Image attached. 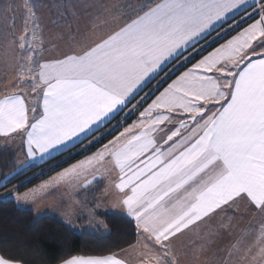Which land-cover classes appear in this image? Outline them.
<instances>
[{
  "label": "snow or ice",
  "instance_id": "6c2138e0",
  "mask_svg": "<svg viewBox=\"0 0 264 264\" xmlns=\"http://www.w3.org/2000/svg\"><path fill=\"white\" fill-rule=\"evenodd\" d=\"M124 7L126 19L98 12L89 30L95 35L101 22L110 30L83 45L73 38L77 47L58 56L44 55L34 0H25L19 27L11 5L3 17L11 23L0 32V137L5 145L20 137L16 150L23 157L0 180V198L35 205L62 185L79 194L108 179L102 199L115 196L113 207L135 230V243L125 248L70 255L59 264H184L182 238L232 205L245 201L253 215L264 216V0H157ZM246 18L252 23L180 72L206 51L213 32L219 39ZM125 109L139 116L127 127L124 118L117 121L107 134L123 131L92 155L39 186L20 191L21 181L7 187L9 177L23 175L37 157L89 136L90 144L99 142L105 133H95ZM103 206L98 202L96 209ZM94 212L89 223L99 227L103 222ZM230 228L208 230L200 254ZM259 231L264 238V221ZM242 241L237 237L222 250L220 264H233ZM257 256L264 264V246L252 260ZM0 264L22 262L0 255Z\"/></svg>",
  "mask_w": 264,
  "mask_h": 264
},
{
  "label": "trees",
  "instance_id": "16d2710c",
  "mask_svg": "<svg viewBox=\"0 0 264 264\" xmlns=\"http://www.w3.org/2000/svg\"><path fill=\"white\" fill-rule=\"evenodd\" d=\"M239 18V16L236 17L237 20ZM250 21L252 20L250 19L241 24L222 38L212 41V37L216 34L213 32L212 36L208 38L206 51L194 55L191 63L181 67L180 71L197 61L201 55H205L208 51L212 50ZM228 23L231 24L232 20L228 21ZM226 27L227 25H225V28ZM217 31H219V29ZM200 45L204 46L205 41L201 40ZM171 67L172 64H169L164 71L167 72ZM178 73L179 72H177L176 75ZM1 74L2 70L0 69V76ZM163 74L164 73H161V76H163ZM174 77L175 76H172L171 78L173 79ZM158 78L160 77L152 80L151 84L136 97V100H138ZM169 81L171 80H168V82ZM165 85L166 84H164V86ZM134 102L135 100L132 101V103ZM141 109L142 107L140 110ZM137 113L138 112L132 113L126 117L124 124L129 123ZM121 114H119L116 119L119 120ZM112 124L111 122V124L101 128L100 132H97L98 134L105 133L104 138L99 142L90 144L89 141L92 138L91 136L82 144L78 143L74 147L57 154L51 159L30 167L29 170L25 171L23 175L18 176L16 179L9 177L11 183H9L7 187L11 188L14 184L25 181L24 187L20 188V191H23L42 182L53 173L91 153L107 142L116 133V131H111V134H107ZM19 154L20 151H17L16 148L0 145V180H3L5 173L11 171L14 161ZM93 188L95 190L83 192L87 196L86 202H88L89 198L92 200L89 203L91 207L96 205V198L101 191L102 183L99 182L94 184ZM3 190L4 189H0V192ZM81 195L80 199L82 200ZM95 215L99 221L103 222L99 227L88 226L87 224L84 226V220H80L78 221V223H81L80 230L74 231L56 215H37L31 208L18 206L10 197L0 198V255L14 258L21 261L22 264H59L61 258L70 255L101 254L108 251H117L118 248H125L128 244L135 243V230L133 224L130 222V218L126 215L102 210H96Z\"/></svg>",
  "mask_w": 264,
  "mask_h": 264
},
{
  "label": "rangeland",
  "instance_id": "374dc122",
  "mask_svg": "<svg viewBox=\"0 0 264 264\" xmlns=\"http://www.w3.org/2000/svg\"><path fill=\"white\" fill-rule=\"evenodd\" d=\"M147 1L148 0H123L124 5L127 3H147ZM0 2L2 4L0 5V29H1L0 32L3 31V27L6 23H11V21H7L3 18L5 16V10L10 5L15 11V14H16L15 23L19 27L23 23V16H24L23 6L25 4V0H0ZM34 2L38 5L40 23L42 24V27L44 26L43 38L45 41V45H49L50 47L49 51L51 53L58 52V49H57L58 44L60 43L61 45L63 42H66L72 36L73 33L71 32L75 28V26L73 25V22L75 20H78V18H75L72 15V12H73L72 3H67V6L69 5V7H71L68 10H66L67 15L65 14V12L64 14L59 13V16H60L59 17L58 12H57V8H58L57 6H59V2L50 1L49 2L50 5L44 2L43 0L42 1L34 0ZM71 2H73V0H71ZM48 9H50L49 12H48ZM81 20H84V18H82ZM84 28H83V25L81 24V27H78L77 29L78 31L79 30L81 31ZM60 31L61 33L62 31H64L65 33L61 34L59 33ZM232 31L233 30H231L230 32ZM215 36L216 34L212 38L216 39ZM159 79L160 78H158L156 81H158ZM156 83L157 82H155L153 85H155ZM153 85L150 88H152ZM149 89L146 92H148ZM146 92H144V94ZM144 94L142 96H144ZM139 99L140 98H138V100ZM135 103L136 101L133 104ZM129 107H131V105ZM126 113H127V116H126ZM130 114L132 113H129L127 110V112L124 113V117H128ZM113 125L115 124H112V126ZM78 162L79 161H75L74 163L68 165L66 168H69L73 164H76ZM33 165H36V163H33ZM57 172L52 174V176H50L49 178H46L41 183H38L32 187L39 186L45 181L50 180L51 178L57 175ZM101 183H102V188L96 198V204L98 202H102L104 206L99 209H96V205H94V207L89 206V203L92 200L89 198L88 202H86L87 196L86 194L83 193L84 191H80L79 194H77L72 189L67 188L63 185L57 188L55 191H51L49 195L45 196L42 200L38 201L35 205H25V204H18V203L17 205L21 207L31 208L32 210H34V212L37 215H43V214L56 215L71 229H73L74 231H79L81 228V223H78V221L80 220H84V223H83L84 226L86 224L88 226H94L93 224L89 223L90 210L95 209V211L102 210V211H110V212L124 214L123 212H120L117 208L113 207L115 203V196H109L106 200L102 199V194L106 186L105 180H103ZM80 195H81L82 200L80 199ZM94 215H95V212H94ZM219 215L225 216L226 218V221H225L226 224L224 223L225 226H227L228 224L231 225L230 230L224 231V233L226 234L239 233L241 234V236H243V240H247V241H252V240L255 241L254 240L255 238L258 239L256 243L252 241L253 243L252 246H255V245L258 246V247H254L252 250H255V249L256 250L252 251L251 256L243 255L241 257V260L243 261V263L241 264H250L251 262H253L252 264H255V263L260 264V257L257 256V259L253 261L252 256H254L255 254L259 252V248L261 246H264V238H261L260 231H259L261 222L264 221V216H261L259 213H256L255 215H253V213L249 210L248 205H246L245 201H240L238 204L232 205V207L227 209L226 212H222L218 214V216ZM95 218H96V215H95ZM68 219H71L72 221L71 225L66 223V220ZM96 220L98 219L96 218ZM226 239H228V237ZM247 260H250V263H246Z\"/></svg>",
  "mask_w": 264,
  "mask_h": 264
},
{
  "label": "crops",
  "instance_id": "0c3cea01",
  "mask_svg": "<svg viewBox=\"0 0 264 264\" xmlns=\"http://www.w3.org/2000/svg\"><path fill=\"white\" fill-rule=\"evenodd\" d=\"M43 1L46 2L47 4H49L50 1L59 2V6H57L58 7L57 8L58 16H59V13H63L64 14V12H65V14H66V10H68L69 8H71V7H69V5L67 6V3H72V7H73L72 15L75 18H78V20H75L73 22V25L75 26V28L71 32V33H73L72 36L66 42H63L61 45H60V43L58 44V47H57L58 52L51 53L49 51V49H50L49 45H44V47H45L44 55L45 56H58L61 52H66V51H69L70 49L76 48L77 47V44H75V43L72 42L73 41V38H75L76 41H78L79 44L83 45V44L90 43L91 42V39L98 38L100 35H103V33L105 31L110 30L109 29V26L104 25L103 22H101L100 25L94 29L95 35H93L92 31L89 30V26L92 23H94V21L91 18L93 16H95L100 11H103V10L106 9L109 13L112 14V16H116L118 18L126 19V15L125 14L127 12V9L124 7L123 0H73V2H71V0H43ZM155 2H157V0H148L147 1V3H155ZM49 10L50 9H48V12H49ZM249 11H251V10H249ZM82 18H84V20H81ZM107 18L110 20L111 19V16H108ZM230 20H231V18H229L228 21H230ZM239 20H240V18L238 19V21ZM248 20H250V19H247L246 18V22ZM249 23H252V21H250ZM81 24L83 25V28L84 27H86V28L82 29L81 31L80 30L78 31L77 28L78 27H81ZM241 24H243V23H241ZM241 24L235 26L234 29L237 28L238 26H240ZM247 24L244 25L242 28H240L238 31H236L234 34H232L230 37H228L227 39H225L220 44L225 43L227 40H230L233 36H236L237 33H239L244 27H247ZM112 27H115V25H112ZM43 28H44V26H43ZM229 32L230 31H227V32L222 33L221 38L224 35H226L227 33H229ZM59 33H61V31ZM63 33H65V32L62 31L61 34H63ZM63 38H64V36H63ZM213 40H216V39L213 38L212 41ZM220 44H218L216 47H218ZM216 47H214V48H216ZM194 63H196V61ZM188 67H191V65H189ZM188 67H186V68H188ZM186 68L183 69L182 71H185ZM1 70H2V74H3V69H1ZM182 71H180V72H182ZM2 74H1V76H2ZM177 75H179V73ZM173 79H175V77ZM170 82L171 81H169L168 83H170ZM166 86H167V84L164 87H166ZM162 90H163V88L161 89V91ZM3 94H4V88H3V82L1 81V84H0V95H3ZM156 94L158 95L159 93H156ZM152 99H155V96H153ZM147 103H151V100H149ZM147 103L143 107H147ZM143 107H142V109L140 111H143ZM127 110L128 109H125L124 112H121L122 114L120 113L121 114L120 115V118L121 119L122 118L126 119V117H124V113L127 112ZM138 116H139V112L136 114V116L129 123L124 124V127H127L129 124H131L134 120L137 119ZM121 119H119V120L118 119L113 120L112 123L113 124H116V121L117 120L120 121ZM111 129H112V127L109 130H111ZM109 130H108V132H109ZM119 131H123V128H119L118 130H116V133L113 136L117 135ZM95 134H96V136H100L101 135V134H98V133H95ZM89 137H91V136H89ZM112 137L110 139H112ZM92 139H93V137L91 138V140ZM105 143H107V142H105ZM20 144H21V138L20 137H16L13 143H11L9 145H6V146L13 147V148H16L17 149V147ZM0 145H5L4 144V138L3 137H1V139H0ZM71 147L72 146L68 147L67 149H69ZM100 147H98V148H100ZM67 149H64V150L59 151V152H53L51 156L45 157L43 160L40 159L39 157H37V159L35 161H33L32 163H36V164L42 163V162H44L46 160L51 159L52 157L56 156L57 154L65 151ZM96 150L92 151L91 153L85 155L84 157H82V158H80V159H78L76 161H80V160L84 159L86 156L91 155ZM19 157H23V150H20ZM66 167L60 169L58 172H61ZM50 176H52V175H50ZM107 182H108V179H105V185L107 184ZM246 205H248L247 202H246ZM225 221H226L225 216H220V215L218 216V215H216L211 220L207 221L205 224H201L199 228H196L193 231L188 232L182 238L181 243L183 244L184 251H185L184 264H220V260L224 256V253H223L222 250L225 247H228L232 243H234L235 242V239L237 237H241V234H239V233L226 234V233H224V231H221L220 237L216 240V242L212 246L211 250L210 251H206L205 254H203V255L200 254V244L202 242L201 241V237L208 230H210V229H219L221 225H225L226 224ZM227 237H228V239H226ZM248 240H250V239H248ZM254 240L255 241H253V240L252 241L256 243V241L258 239L255 238ZM252 241H247V240H243L242 241V243L239 245V250L238 251H234V253H233V257H232L233 264H241V263H243V261L241 260V257L243 255H245V251L248 248H250V247L252 249L254 247H258L257 245L252 246L253 245ZM255 250H252V251H255ZM251 253L248 254L247 256H251ZM246 263H250V260H247ZM252 263L253 262H251L250 264H252Z\"/></svg>",
  "mask_w": 264,
  "mask_h": 264
}]
</instances>
